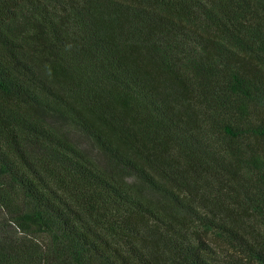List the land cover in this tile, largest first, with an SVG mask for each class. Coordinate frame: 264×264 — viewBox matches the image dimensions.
<instances>
[{"label":"trees","instance_id":"trees-1","mask_svg":"<svg viewBox=\"0 0 264 264\" xmlns=\"http://www.w3.org/2000/svg\"><path fill=\"white\" fill-rule=\"evenodd\" d=\"M0 264H264V0H0Z\"/></svg>","mask_w":264,"mask_h":264}]
</instances>
